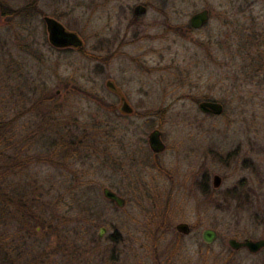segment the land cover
<instances>
[{
  "label": "rangeland",
  "instance_id": "374dc122",
  "mask_svg": "<svg viewBox=\"0 0 264 264\" xmlns=\"http://www.w3.org/2000/svg\"><path fill=\"white\" fill-rule=\"evenodd\" d=\"M4 1L18 12L0 18V118L15 121L18 148L36 157L4 188L24 183L44 223L34 232L7 209L0 264H264V249L228 244L264 238V68L233 70L259 51L264 66V0ZM204 8L209 22L192 28ZM45 16L83 45L54 47ZM206 100L222 114L204 112ZM155 130L166 144L158 155ZM240 183V201L224 197ZM206 228L219 234L211 244Z\"/></svg>",
  "mask_w": 264,
  "mask_h": 264
},
{
  "label": "trees",
  "instance_id": "16d2710c",
  "mask_svg": "<svg viewBox=\"0 0 264 264\" xmlns=\"http://www.w3.org/2000/svg\"><path fill=\"white\" fill-rule=\"evenodd\" d=\"M18 10H15L11 5H9L6 1L0 0V18L7 17V20H11L15 18L17 15ZM191 26V25H190ZM192 27V26H191ZM193 28V27H192ZM256 34V32L254 33ZM249 45L247 43H244L243 51L246 53V55L251 54V50L248 48ZM247 48V49H246ZM248 50V51H246ZM239 51H241V48H239ZM261 51L257 52L256 59L251 58L250 60L246 61V58L237 65L236 68H234V71L243 70L244 72L247 71L248 73L252 72L251 77H255L256 75H260L261 71H263V64L258 61V59L261 58ZM53 97V96H52ZM204 99H210L209 96H204ZM15 121H8L4 118H0V217H6L7 216V209H13L15 213H18V218L20 219V222L23 221L21 224H25L24 226H32L34 232H36V222L38 224H43L44 222H41V218L38 216V210L32 211L34 204L30 201L28 198V194L26 190L24 189V183L23 186H19V188L13 189V191H9L4 188V186H9L8 183L4 182L3 180L11 178L15 180V174L19 173L23 170L29 169L30 165L32 163H36V157L35 156H29L33 159L29 161L28 155H23L22 149L18 148L17 145H19V140H17L15 132L11 131V129L15 126ZM13 132V133H12ZM26 156V157H24ZM28 159V160H26ZM4 169V170H3ZM3 170V172H2ZM9 170V171H8ZM6 172V173H4ZM7 172L12 173L7 174ZM10 181V180H9ZM15 181H12L14 183ZM243 184H236L232 188H229L224 197L229 198L231 200H241L246 194V189L243 188ZM208 195L206 193V197L208 199H213L212 196L215 195V192L218 190L216 188H211L207 190ZM110 201V200H109ZM15 203L14 204L12 203ZM112 202V201H111ZM114 203V202H113ZM35 207V206H34ZM16 213V214H17ZM93 214L94 221L98 220L100 221V216L92 212L90 216ZM3 219V218H2ZM180 233V232H179ZM178 233V234H179ZM207 246H209L207 244ZM233 252L232 250H230Z\"/></svg>",
  "mask_w": 264,
  "mask_h": 264
},
{
  "label": "water",
  "instance_id": "95a60500",
  "mask_svg": "<svg viewBox=\"0 0 264 264\" xmlns=\"http://www.w3.org/2000/svg\"><path fill=\"white\" fill-rule=\"evenodd\" d=\"M147 11V7L142 5H137L135 8L136 14H143ZM210 20V11L207 8H204L196 13H194L190 18V25L194 29H199L204 27ZM45 22L47 26V31L49 32V41L50 43L57 48H66V47H80L83 45V40L81 37L74 31L68 30L67 27L58 19L50 16H45ZM108 85L111 88H115V84L112 81H109ZM200 108L207 113L213 114H222L224 110V105L221 102L206 100L199 104ZM122 111L131 113L133 108L128 104L126 100H124L122 107ZM162 132L159 130H155L151 132L149 135V143L152 147V150L155 153H161L165 150L166 144L163 142L161 138ZM222 182V177L218 174L214 176L213 186L215 188H219ZM104 196L116 203L118 207H124L126 204V199L118 194L116 191L109 187H105L103 189ZM177 231L188 235L191 233V226L186 222H181L176 225ZM106 228L102 227L100 231V235L102 236ZM218 231L213 228H206L203 230L202 238L203 240L211 244L218 238ZM228 244L231 248L235 250H240L243 248L248 249L251 253H259L264 249V238L261 239H252L245 238L240 240L236 237H231L228 239Z\"/></svg>",
  "mask_w": 264,
  "mask_h": 264
},
{
  "label": "flooded vegetation",
  "instance_id": "af4514ba",
  "mask_svg": "<svg viewBox=\"0 0 264 264\" xmlns=\"http://www.w3.org/2000/svg\"><path fill=\"white\" fill-rule=\"evenodd\" d=\"M150 144V143H149ZM151 146V145H150ZM151 149H152V147H151ZM166 149V148H165ZM165 151V150H164ZM154 152V151H153ZM155 153V152H154ZM156 155H158V154H160V153H155Z\"/></svg>",
  "mask_w": 264,
  "mask_h": 264
}]
</instances>
